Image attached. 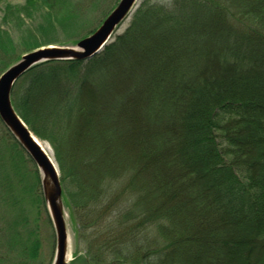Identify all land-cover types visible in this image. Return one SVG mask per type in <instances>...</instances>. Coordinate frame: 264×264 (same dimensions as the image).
Here are the masks:
<instances>
[{
  "label": "trees",
  "instance_id": "1",
  "mask_svg": "<svg viewBox=\"0 0 264 264\" xmlns=\"http://www.w3.org/2000/svg\"><path fill=\"white\" fill-rule=\"evenodd\" d=\"M166 1L144 0L127 29L91 59L29 69L12 88V104L33 135L53 147L62 171L68 158L61 180L80 183L82 208L104 207L102 217L126 203L108 220L89 264H264V0ZM12 9L17 16L23 10ZM121 57V77L101 79L103 67ZM70 73L83 81L81 102L61 77ZM98 92L114 100L106 111L114 128L129 105L147 129L138 155L122 156L120 169L102 158L123 146L115 138L106 136L105 151L96 135L89 152H63L60 119L81 127L79 115L90 112ZM121 176L114 192L111 182ZM105 178L106 196L98 188ZM103 197L104 205H93ZM28 257L21 252L10 264H33Z\"/></svg>",
  "mask_w": 264,
  "mask_h": 264
},
{
  "label": "rangeland",
  "instance_id": "2",
  "mask_svg": "<svg viewBox=\"0 0 264 264\" xmlns=\"http://www.w3.org/2000/svg\"><path fill=\"white\" fill-rule=\"evenodd\" d=\"M43 1L5 0L0 4V75L9 66L18 61L22 54L28 51L49 45H74L79 39L93 32L118 2V0ZM143 1L137 0L136 7L114 31L110 42L127 29L134 12L144 3ZM145 1H148V3L167 2L166 0ZM12 7H18L23 10H20L17 16ZM31 7H34V11L30 14L27 8ZM37 7L41 8V11ZM123 52H121V55ZM124 54L126 53L124 52ZM121 60L123 62V57L116 60L114 64H110L107 69L106 66L103 67L105 69L99 73L100 78L104 79L106 77L108 82L112 77L115 79L120 78ZM70 74H67V76L61 75V77H68L70 96H75L74 101L76 99L82 101L79 92L83 81L79 80L80 78L77 73ZM50 76L48 77L51 78ZM90 80L92 81V79ZM24 81L29 82L27 79ZM40 81L43 82L38 74L36 82ZM109 98L107 92L106 94L98 92L96 98H91L93 101L91 102L90 112L87 111V113L79 115L81 127L78 125L76 128H73V118L63 120V123L60 119L62 137L64 140H67L66 150L63 148V152H66L68 147V151H73L76 147L78 152H89L90 148L93 147L95 138L98 137L96 135H102L98 139L105 151L106 136L110 137V140H112L111 138H115V144L120 140L123 146H115L117 151L114 150V154H106L105 159L104 157L102 158L108 166H117L115 168L120 169L119 162L122 156H126L129 159L138 155L135 147L140 134H143L147 129L141 126L143 123L140 110L138 111L136 107V111H132L134 109L129 108H133L134 106L129 105V108L127 107L129 110L126 108V111L124 110L122 115L115 121L116 128H114L112 124L113 115L106 114V111L109 110L108 104H110V107L111 102L112 107L115 105L114 100L110 101ZM79 100L76 101L81 102ZM83 100H85V97ZM47 101L49 102L51 99ZM47 105L51 106L50 104ZM99 110L104 111L102 115ZM16 112L18 113L17 110ZM43 142L47 143L51 149L52 159L56 165L62 189L61 198L68 233V262L66 264H71L73 261L75 262L74 264H89L90 262L87 261L91 260L92 255H98L100 252L101 242L106 237V228L110 225L108 220L111 217H113L112 219L118 217L119 213L125 210L126 203L123 205L120 201L117 202L116 208H111L107 215L106 209L105 213H100V215L105 214L102 217L98 216L97 212L104 209V207L96 208L94 211L82 208V205H80L82 201L79 198L80 189L79 191L76 190L80 183L78 184L77 179H75L74 182H77V184L75 186L74 184L71 185L72 183L69 184L67 182L68 177L65 178V181L61 180L62 175L65 174V169L70 165L66 162L68 158H65L63 161L65 168L62 171L53 147L48 142ZM80 146L82 150H80ZM91 169V179H93L95 170L93 167ZM97 169L102 170L100 167ZM86 173H88L87 170H85V175L89 177ZM76 176L80 178V181L83 180L85 182L83 176L82 179L78 173H76ZM122 179L123 177L121 176L116 179L115 183L111 182L114 192L123 186ZM96 182L99 181L96 180ZM84 184H87V182ZM98 188L106 196V178L103 182H99ZM100 199V202H97L98 200L94 201L93 205L100 206L102 203L104 205L106 197ZM110 221L112 220L110 219ZM114 228L118 231L122 230L117 225ZM34 238L38 242L36 251L31 252L30 248ZM55 247L56 237L42 194L41 174L34 162L13 139L12 135L0 121V259L3 261V264H10L15 262L14 260L18 259L20 253L23 252L29 256V259H32L33 264H51ZM105 263L109 264L108 261ZM91 264L100 263L92 261Z\"/></svg>",
  "mask_w": 264,
  "mask_h": 264
},
{
  "label": "water",
  "instance_id": "3",
  "mask_svg": "<svg viewBox=\"0 0 264 264\" xmlns=\"http://www.w3.org/2000/svg\"><path fill=\"white\" fill-rule=\"evenodd\" d=\"M137 0H118L100 25L71 46H42L22 54L0 75V121L27 153L41 174L42 194L52 222L56 247L51 264L68 262V233L62 202V189L55 163L34 139L33 133L13 107L11 91L29 69L47 61L88 60L110 42L114 31L136 7Z\"/></svg>",
  "mask_w": 264,
  "mask_h": 264
},
{
  "label": "bare ground",
  "instance_id": "4",
  "mask_svg": "<svg viewBox=\"0 0 264 264\" xmlns=\"http://www.w3.org/2000/svg\"><path fill=\"white\" fill-rule=\"evenodd\" d=\"M34 139L36 140V142L42 147V149H44V151L47 153V155L50 157V159L53 161L52 159V153H51V149L49 147V145L41 140H39L37 137L34 136Z\"/></svg>",
  "mask_w": 264,
  "mask_h": 264
}]
</instances>
